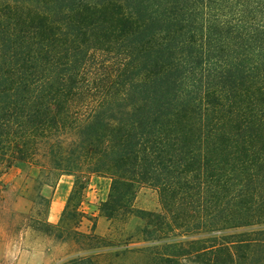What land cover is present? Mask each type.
Wrapping results in <instances>:
<instances>
[{
	"label": "trees",
	"instance_id": "1",
	"mask_svg": "<svg viewBox=\"0 0 264 264\" xmlns=\"http://www.w3.org/2000/svg\"><path fill=\"white\" fill-rule=\"evenodd\" d=\"M14 166L75 177L62 220L110 179L102 215L146 222L148 264H264V0H0V177ZM142 185L160 212L134 208ZM76 236L71 264L113 246Z\"/></svg>",
	"mask_w": 264,
	"mask_h": 264
},
{
	"label": "rangeland",
	"instance_id": "2",
	"mask_svg": "<svg viewBox=\"0 0 264 264\" xmlns=\"http://www.w3.org/2000/svg\"><path fill=\"white\" fill-rule=\"evenodd\" d=\"M37 174V168L31 167L2 170L0 186L5 188V198L0 202V264H71L84 246V239L76 236V232L88 233L94 225L104 243L113 245L100 256H93L97 264H148L150 256L145 249L136 252L137 248L145 247L142 230L146 222L133 215L114 219L102 215L101 204L110 192V179L90 177L80 204L84 217L62 220L75 177L63 176L55 186L49 187L36 184ZM37 195L47 198L48 205ZM134 208L160 212L157 191L140 186ZM42 220L60 229L42 227ZM41 228L46 232L40 231ZM93 244L97 246L98 242Z\"/></svg>",
	"mask_w": 264,
	"mask_h": 264
}]
</instances>
